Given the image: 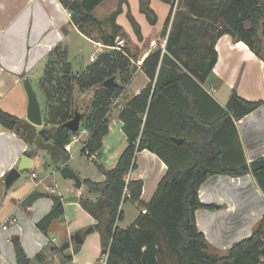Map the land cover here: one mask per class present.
Segmentation results:
<instances>
[{"label": "crops", "instance_id": "crops-1", "mask_svg": "<svg viewBox=\"0 0 264 264\" xmlns=\"http://www.w3.org/2000/svg\"><path fill=\"white\" fill-rule=\"evenodd\" d=\"M102 7L103 4L96 10L99 11ZM187 22L202 28L198 26L190 30L188 27L178 26ZM205 23V18L192 17L189 21H175L177 28L173 34L168 29L163 36L162 27L159 30L152 27L142 41L134 35L128 36L130 44L127 49L132 54L129 58L137 71L117 100L125 107L132 97L140 94L151 83L141 66L151 53L160 50L162 60L156 80L162 85L168 84L169 90L150 106L148 132L151 133L148 136L166 147L167 159L145 149L137 153V169L126 176L130 177V181L141 180L144 183L141 199L146 203L153 198L158 184L168 171L169 162L185 165L191 159V154L182 145L165 146L163 136H158L166 132L179 139L191 137V129L182 131L176 106L189 115V98L192 97L198 115L207 122L217 120L226 112L227 117L215 136L216 147L229 166L240 168L247 165L250 171L239 177L210 176L202 184L199 196L204 204L214 207L196 212L197 226L205 235L209 245L208 252L222 256L233 245L249 238L264 217V169L257 172L251 169L252 162L264 158V104L244 117H237L242 108L234 107L236 102L231 110L226 108L233 94L250 102L264 101V58L257 57L247 45L243 42L236 43L228 34L213 43L216 38L214 33L207 35L201 32ZM72 30L77 31L84 41L96 48L104 46L81 34L71 24L69 11L58 0H0V107L3 110L28 121L29 98L25 81L29 80L32 88L33 84L40 87L48 55L58 44L69 45L72 38L68 36L72 35ZM212 46L218 59L212 71L206 75V64L210 61ZM107 49L105 47L103 51ZM36 95L39 100L37 93ZM119 115L120 111L109 114L110 121L115 122L118 132L113 133L110 122L109 133L103 139L100 152V158L105 159V164L102 161L96 163L100 177H80L73 170L81 178L82 188L77 189L72 180L66 179L64 194L58 195L56 172L51 169L57 168L59 171L68 167L70 160L67 163L57 162L56 156L49 151L52 144H29L15 132L6 131L0 125V264H16L13 237H19L27 256L33 259L50 241L60 248L69 242L70 247L63 252L73 254L75 235L95 227L97 221L81 207L79 200L87 192L84 180L103 182L105 176L99 166L105 170L113 169L128 145L124 122ZM44 127V124L37 127V131L40 132ZM88 139L89 134L82 137L84 146ZM71 152L72 149L67 152L70 157ZM41 153H45L49 159L41 162L44 163L45 171L39 174L35 168ZM24 155L33 161L32 168L26 170L31 172L32 186L27 188L29 182L25 181L15 187L20 177L7 187V174L19 166ZM33 174L37 178H33ZM22 189H25L23 194ZM35 192L44 196L32 205L25 206L23 202ZM52 195L63 199L65 216L52 225L46 236L39 230L37 223L52 210ZM74 196H79V200L65 201ZM91 198L96 200L97 196L92 195ZM5 224L7 229L3 228ZM73 255L74 261L71 264H95L98 260L100 264H106V256L101 257L100 235L96 230L84 237L80 253Z\"/></svg>", "mask_w": 264, "mask_h": 264}, {"label": "trees", "instance_id": "trees-1", "mask_svg": "<svg viewBox=\"0 0 264 264\" xmlns=\"http://www.w3.org/2000/svg\"><path fill=\"white\" fill-rule=\"evenodd\" d=\"M69 11L71 24L86 35L89 29L95 28L93 40L101 42L106 48L114 47L120 36V27L116 17L121 12L116 10L106 19H98L94 12L106 0H58ZM122 6V2L119 3ZM214 15L201 32L215 31L214 21L225 26L214 33L217 39L230 35L238 43L243 42L257 57L262 58L260 35L264 20V7L260 0H220L213 6ZM172 12V9H171ZM188 18L187 20L189 21ZM117 30L108 33L107 22H112ZM171 15L168 18L162 35L168 32ZM113 26V25H112ZM176 26V25H175ZM178 26L192 29L202 26L189 22ZM173 28L172 34L176 32ZM171 38L168 39L170 44ZM119 52L118 50H114ZM122 53V54H121ZM122 58L116 54L91 64L86 70L75 72L69 61L68 50L58 44L48 55L44 75L39 84L45 96L42 109L45 127L38 132L37 127L28 121L21 120L0 107V125L6 131H13L25 142L52 144L49 150L55 159L67 163L70 160L65 146L78 133L71 132L66 123L71 121L76 112L82 115L84 127L89 139L82 150L88 156H100L103 139L109 133L112 100H116L130 83L137 67L131 63V52L124 48ZM119 55V54H118ZM210 61L206 64V75L217 63L218 54L212 46ZM162 52L151 53L141 66L151 83L140 94L132 97L120 110L119 118L124 122V131L128 145L118 159L116 166L105 170L99 166L105 180L95 182L84 180L89 193L97 196L92 200L81 196V207L96 221L95 230L100 235L101 257L106 256V264H264V217L254 229L252 235L233 245L227 254L216 256L210 254L209 245L196 222V212L200 209H212L213 205L204 204L199 196L202 184L213 175H231L235 177L249 173L247 165L240 168L229 166L223 154L215 144V136L221 129L226 112L213 121L207 122L198 115L195 101L189 98L190 113L186 115L176 106L181 120L182 131L192 130L190 138H182V148L191 154L185 165L168 164V171L158 184L150 202H143L141 197L144 183L141 180L126 182V176L137 169V153L145 149L167 159L168 152L164 145L149 138L148 119L150 106L169 90L168 84L156 80ZM133 65V67L131 66ZM115 77L117 86L109 90L104 87L105 81ZM264 101L250 102L238 97L234 107L241 106L242 112L237 117H244L257 110ZM233 107V109H234ZM146 116V120L144 117ZM49 128V129H48ZM52 129V130H50ZM167 145L177 147L174 136L163 132ZM177 145V146H176ZM29 154V153H27ZM44 195L35 192L23 202L30 206ZM53 208L44 216L37 226L48 236L52 225L65 216L64 201L60 196L52 195ZM139 203L146 214L140 213L136 221L127 228L120 227L124 219L123 204ZM16 264H66L74 261V255L81 251L82 244L75 242L73 254L63 252L52 241L30 259L23 249L19 237H13ZM56 257V258H55ZM58 258V261L56 259Z\"/></svg>", "mask_w": 264, "mask_h": 264}, {"label": "rangeland", "instance_id": "rangeland-1", "mask_svg": "<svg viewBox=\"0 0 264 264\" xmlns=\"http://www.w3.org/2000/svg\"><path fill=\"white\" fill-rule=\"evenodd\" d=\"M120 2H122V6L119 5ZM219 2L220 0H106L104 3H102L103 7L99 11L95 10L94 14L97 18L103 20L110 17L114 12H116V10L121 9V12L118 14L115 21L116 24L120 27L121 31L119 39L125 41V48H127L130 44L128 42L129 40L127 41L128 36L134 35L137 37V39L142 41L141 39L148 35L152 27L158 28V30L161 27L164 28L170 15L171 20L168 26L169 32H171V30L176 27L174 25V22L177 20H187L188 18L199 17L205 18L206 24H208V22H210L211 19L215 17L213 6L217 5ZM260 3L264 7V0H260ZM114 24V20L112 22H107L106 29L109 34L117 30L116 28H114ZM213 24L215 27V31L210 30L211 34L216 33V31H219L220 29H225V26L219 24L217 20L214 21ZM88 31L90 35H86V37L92 39L96 33V30L95 28L91 27ZM263 31L264 20L262 21L261 27V32ZM68 37L72 39L70 43H68L69 45L64 47L68 50L69 61L72 64L73 71L81 72L86 70L92 64L90 61V57L98 50V48H96L93 44L84 41L82 39V36H80L75 30H72V35L70 34ZM260 39L262 42V57L264 58L263 34L262 36L260 35ZM122 50L123 49L119 50V52L112 49L104 50L103 53L99 54L96 62L103 57H101L102 54L106 57H110L112 56V54H116L117 56H120L121 59ZM131 66L133 67V65ZM33 90L38 94L41 107L44 108L45 96L42 89L40 87H37V84H33ZM84 125V122H81L80 128H83ZM111 127L113 133L118 132V128L116 127L115 122H111ZM81 137H83V135ZM83 146L84 140L73 146L72 152L70 153L71 157L68 163V167L76 171L78 175H80V177H100V171L98 170L96 163H100L102 161V163L105 164V159L100 158V156L98 155L88 156L86 154H82L81 150L83 149ZM44 155L45 153H41L39 162L37 161V165L35 168V170H37L39 174L44 173L45 171V167L43 165L44 163L41 164V162H44L47 158L49 159V156L45 155L44 157ZM56 169H51V171L55 170L56 172V192L57 195L64 194V184L66 182V179L61 176L60 170L57 171ZM25 181L29 182L27 188L32 186V184L30 183L32 181L30 171H25L22 173V176L17 181L15 187ZM24 191L25 189H22L21 194H23ZM92 195L95 194L89 193L87 190L85 197L92 199ZM122 209L124 211V219L119 223L120 227L122 228H127L132 225L140 216V213L142 211V207L139 203L131 202L123 204ZM95 264H100L99 260L96 261Z\"/></svg>", "mask_w": 264, "mask_h": 264}, {"label": "water", "instance_id": "water-1", "mask_svg": "<svg viewBox=\"0 0 264 264\" xmlns=\"http://www.w3.org/2000/svg\"><path fill=\"white\" fill-rule=\"evenodd\" d=\"M118 84L115 81V77L108 79L104 83V87L106 89H113L116 87ZM25 89L29 98V104H28V113H27V120L34 126L37 127H42L44 122H43V115H42V109L41 105L39 103V100L37 98L36 93L34 92L29 80L25 81ZM238 100V97L236 94H233L230 100L227 103L226 108L228 110H231L233 104ZM81 121H82V115L76 112L75 117L66 123V127L73 133H76L80 130L81 126ZM174 141L178 145H182L183 140L182 139H177L174 138ZM33 166V161L31 158L28 156L24 155L22 156L20 160V164L17 168H13L12 170L9 171L5 178V185L7 187L11 186L16 180H18L21 177V174L23 171L30 170ZM251 169L253 172H257L259 170L264 169V158L258 161H254L251 164ZM60 174L64 179H69L72 180L75 183V186L77 189H81L83 186V182L81 178L69 167H63L60 169ZM79 196H74L70 198H66L65 201H78ZM95 232L94 227H90L88 230L83 232L82 234L77 233L75 235V242L79 244H83L84 242V237L90 235L91 233ZM70 247V243L67 242L65 243L62 247V251H66ZM264 253V249H263Z\"/></svg>", "mask_w": 264, "mask_h": 264}, {"label": "built area", "instance_id": "built-area-1", "mask_svg": "<svg viewBox=\"0 0 264 264\" xmlns=\"http://www.w3.org/2000/svg\"><path fill=\"white\" fill-rule=\"evenodd\" d=\"M105 48V46H101L95 53L92 54V56L90 57V61L91 63H95L99 54L100 53H103V49ZM125 48V41L124 40H120L119 38L116 40L115 42V46L114 47H109V49H116V50H121V49H124ZM123 108V106H121V104L119 103V101L116 99V100H112V103H111V112H116V111H120L121 109ZM77 135H75L72 140L70 141V143H68L66 146H65V151L66 152H70L72 147L79 143L81 141V136L85 135V134H89L87 130H80L78 132ZM86 145V143H85ZM33 178H37V175L36 174H33L32 175ZM130 181V177H126V182H129ZM142 214H146V210H142L141 211ZM10 223H12V221H10ZM4 229H7V226L6 224L3 226ZM107 258V257H106ZM105 262H106V259H105ZM66 264H71V263H66Z\"/></svg>", "mask_w": 264, "mask_h": 264}]
</instances>
